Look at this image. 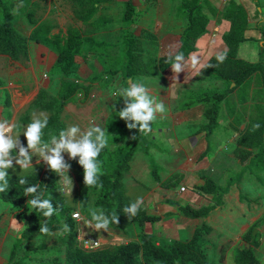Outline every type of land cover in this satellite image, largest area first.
Listing matches in <instances>:
<instances>
[{
  "label": "trees",
  "instance_id": "obj_1",
  "mask_svg": "<svg viewBox=\"0 0 264 264\" xmlns=\"http://www.w3.org/2000/svg\"><path fill=\"white\" fill-rule=\"evenodd\" d=\"M73 5L75 18L92 26L106 23V19L99 20L96 15L101 7L113 0H67ZM0 0V55L12 62H23L30 57L29 40H35L44 44L55 52L57 60L51 73L59 76L60 86L58 92L50 100L43 99V90L40 91L34 104L42 110L49 112L48 127L44 130L54 129L57 132L65 128L62 121V113L70 103H75L79 93L84 91L87 97L91 85L75 81L76 58L81 55H93L98 57L104 64L103 74L115 76L122 73L127 79L138 80L153 75L161 76L164 70L170 65L167 63V55L156 57L157 50L152 51V55L145 61L143 54L148 50L147 38L155 40L154 35L143 32L135 34L132 24L136 22L137 14L132 0L126 1L124 11V29L122 42L120 44L98 39L91 35H84L80 29L69 27L66 34H52V27L47 23L38 24L37 13L41 6L39 0ZM182 5L188 11V22L181 34V47L177 52H182L185 57L196 50V41L199 37L209 32L210 14H215L216 10L210 5L208 0H182ZM212 9L213 11L206 10ZM262 8H257L253 16L250 15L244 4L237 0H227L225 7L219 13V18L229 23V29L223 34L224 44L227 46V59L218 67L207 68L209 63L216 65L217 61L213 56L205 68L215 79L227 83L226 91L216 92L205 90L203 92H193L190 98L183 104L182 109L191 108L197 104L204 105V116L207 119V126L213 130L216 125L220 109L218 103H222L231 93L239 89L241 109H231L234 122L239 127L245 122L248 114V103L251 104V114L243 133L237 139L235 154L242 162H247L254 154V150L259 152L264 146V45L259 51V60L256 62L242 59L237 55L241 43L254 40L248 36L250 22L259 18L261 23L264 19ZM207 11V12H206ZM23 12L22 15L19 13ZM24 16L31 27H35L31 36L23 35L15 26L19 17ZM42 34L44 36H42ZM152 43V42H151ZM155 44V43H153ZM151 45V44H150ZM149 45V46H150ZM152 46V45H151ZM146 47V48H145ZM155 49V47H153ZM120 50V52L117 51ZM234 83L233 86H231ZM3 104L7 112L10 111L11 97L5 90ZM125 105H121L115 114L107 121L106 135L109 145L102 150L98 160L101 162L100 181L102 188H87L84 184V170L75 160V177L79 186L76 199L80 202L81 209L87 212V205L90 195L95 196L94 206L103 209L106 215L111 216L116 213L119 216V224L112 223L110 228L119 229L123 232L136 228L138 240L127 243H119L113 247H102L95 250H85L78 240V222L73 219L72 207L59 191L55 174L38 173L25 174L22 176L9 175V189L5 193H0V204L12 208L17 212V216L23 215L27 218V225L22 238L32 239L39 232L41 224L47 221V227L51 232L64 231V256L61 257L60 249L55 248L50 252L51 263L53 264H208L203 252V239L200 233L208 231V227L199 228L193 238L187 242L178 240H166L151 234L144 233L143 226L146 221L154 220L153 217L146 216L143 208L138 215L129 219L123 212L124 207L130 205L131 200L127 197L123 179L130 169V161L139 145L144 144L145 148L151 147V141L147 135L139 133L138 129L129 130L126 122L118 116V112ZM155 122L152 124L154 126ZM259 124V128H253ZM135 136V139L132 137ZM153 174L160 180L156 164H153ZM27 180V184H20L19 180ZM167 185L166 182L162 183ZM38 185V192L42 193V199H49L54 207L58 209L56 213L47 219L42 212L29 205L28 199L32 197L24 196V189L28 186ZM201 191L207 193L220 192L221 189L210 178H205V184ZM211 208L193 209L186 207L183 209L185 215L196 218L209 214ZM264 223V213L254 227ZM67 224L70 231H65L63 225ZM207 233V232H206ZM251 237L254 235L251 233ZM18 243V241H17ZM15 244L13 254H15L18 244ZM44 245L40 246L42 249ZM35 252H38L37 249ZM36 262H44L43 256L34 257ZM240 264H258V260L253 254L252 248L242 250L237 254Z\"/></svg>",
  "mask_w": 264,
  "mask_h": 264
},
{
  "label": "crops",
  "instance_id": "obj_2",
  "mask_svg": "<svg viewBox=\"0 0 264 264\" xmlns=\"http://www.w3.org/2000/svg\"><path fill=\"white\" fill-rule=\"evenodd\" d=\"M113 1L126 8L128 0ZM237 1L244 4L241 0ZM111 2L106 3L107 7L111 6ZM132 2L137 14L136 22L131 26L135 34L137 30L154 35V41L149 38L146 41L152 45L151 48L155 47L158 57L168 55L173 47L178 51L181 47V34L188 22V11L183 8L182 0ZM209 2L216 13L210 14L209 32L197 39L196 50L192 52L198 54L203 69L192 70L189 67L188 73L182 72L178 80H174L169 65L161 76L153 75L136 80L147 84L154 96L161 97L168 112L155 121L152 132L147 135L151 147L145 148L141 144L132 156L130 169L123 179L124 191L131 202L142 197L145 215L154 218L145 222L142 230L144 233L169 241L187 242L199 228L207 226V233L203 231L200 235L204 242L202 252L208 264H240L237 260L238 252L250 248L258 264H264V223L254 227L264 213V195L255 194L258 182L255 171L256 174L259 171L260 182L264 185V146L260 152L254 150L247 162H242L234 152L237 139L249 121L251 104L253 106L254 103H248L247 118L237 127L231 109L240 110L242 106L240 91L235 90L222 102L217 126L213 130H210V125L207 126L203 104L181 108V104L193 92H221L227 88L226 82L215 79L205 68L216 52L227 51L222 39L225 32L221 31L222 26L227 27L229 23L225 20L218 21L219 13L227 0ZM244 6L249 11L245 4ZM206 10L213 11L207 7ZM250 43L257 45L258 41L252 40ZM256 47L253 50L258 54L257 58L239 57L252 62L258 61L261 46L259 49ZM189 56L190 54L185 58L188 59ZM4 94L5 90L3 96ZM153 164H156L160 180L153 174ZM206 177L212 179L221 191H201ZM163 182L167 185H163ZM184 186L187 191L182 192L180 188ZM260 189H264V186ZM241 190L245 191L244 195ZM252 190L254 191L250 192ZM186 207H209L211 210L206 216L193 218L183 212ZM18 219L15 211L10 216H0V232L3 234L0 236V264H11L8 257L13 254L17 238L22 236L26 227V221L20 223ZM131 230L135 232L131 241L138 240L137 229Z\"/></svg>",
  "mask_w": 264,
  "mask_h": 264
},
{
  "label": "rangeland",
  "instance_id": "obj_3",
  "mask_svg": "<svg viewBox=\"0 0 264 264\" xmlns=\"http://www.w3.org/2000/svg\"><path fill=\"white\" fill-rule=\"evenodd\" d=\"M19 1L21 2L20 4H23V0ZM39 1L41 6L37 13L38 24L47 23L51 25L52 34H66L69 27H76L80 29L84 35H91L100 40L104 39L118 44L122 42L124 29L127 25L123 16L125 8L122 4L120 5L119 2H111L112 4L110 7H107L106 4L103 5L96 16L100 17L99 20L106 19V23L92 26L89 23H84L75 18L73 5L68 3L67 0ZM219 1L221 2L222 0ZM241 1L248 7L251 16L255 14L257 8H262V11L264 12V0ZM224 5H226V3ZM19 14L22 15L23 12ZM261 19V23H258V17L251 21L250 29L248 31V36H251L255 41H258L257 45L254 43L251 44L250 41L252 40L241 43L237 52L238 56H247V58L250 59L257 58L258 54L255 53L253 49L256 46V48L259 49L260 46L264 45V19ZM221 21L222 19L219 18V22ZM16 27L27 37H30L34 29V27H31L28 24L27 19L24 16L18 18L16 21ZM228 29L229 24L227 27L225 25L222 26L221 33L227 32ZM142 33V31L138 32L136 30V34L141 35ZM42 36L44 35L42 34ZM151 47L152 46H149V49L144 51L143 59L145 61L152 55V51L155 50ZM248 48L250 49L248 50ZM117 51L120 52L119 49H117ZM154 56L157 57L158 54L156 53ZM56 59L57 57L53 51L34 40H31L30 57L28 60L23 62H12L0 55V119L9 120L17 125L13 135L14 137H20V141L25 147H27V139L23 135V131L25 130V127L32 122L33 114L35 113L37 116H40V114L43 113L47 117L49 116V112L42 110L34 104L35 99L41 90H43L44 100H50L58 92L60 78L59 76L51 73ZM104 68L105 66L103 62L98 57L93 55H81L76 58V77L74 80L80 83L85 82L87 85H91L92 87L90 88L87 97H85L83 91L78 94L75 103H70L65 107V110L62 113V121L65 123L64 129L72 125H78L82 131L93 125H98L102 129H106L107 121L115 114L118 107L124 105L123 98H119L112 93L115 92L117 87H127L130 78L127 79L121 72L117 73L115 76L103 74ZM3 90H8L11 97L12 104L9 112H7L3 106ZM218 104V108L221 109L222 103ZM44 132L45 140L50 139V132L57 135L59 133L54 129H49ZM64 156L65 160L71 164L69 176L73 181V191L68 192L64 195V197L72 207V214L78 211L81 214V217L83 215L84 218L90 220V209L97 208L93 204L95 196L93 194L90 195L87 212L84 213L81 209L80 202L76 199L79 186L75 177V160L70 159L67 153H65ZM36 161L37 157H33L32 163L34 168L26 170H22L19 165H15L14 162V169L8 170L9 175L22 176L25 174L38 173L43 176L45 174L54 173L43 161L39 164H37ZM55 176L60 189L61 184L58 182L60 177L56 174ZM255 176L258 179V182L255 185V194L264 195V189H260L264 185L260 182L259 171H257V174L255 171ZM253 191L254 190L250 192ZM241 193L244 195L245 191L241 190ZM249 195L250 193H248V197L251 199L252 197ZM12 214H14V210L12 208L0 204V216H10ZM83 217L81 219L82 221L80 222V226L78 227L79 238L83 237L85 232L88 233L89 236L92 235L93 237H96L95 235H97L99 237L98 241L101 245L99 248L113 247L119 243H127L135 237V232L133 230L123 232L119 229L110 228L108 232H104L103 230L95 232L91 228L84 225ZM18 220L20 223H24L26 221L27 225V218L25 215L22 214ZM79 229L81 233H79ZM51 233L52 235L35 234L32 239H23L22 236L17 238L18 248L12 257H10V255L8 257L10 258L9 260L11 261V264H53L51 263V257L53 255L51 256L50 252L55 248L60 249L59 254L63 257L65 254L63 240L65 236L64 231L58 230ZM2 235V232H0V236ZM41 245H44L42 249H40ZM80 245L82 246V243H80ZM36 249L38 252H35ZM38 256L44 257L43 263L35 261L34 257Z\"/></svg>",
  "mask_w": 264,
  "mask_h": 264
},
{
  "label": "clouds",
  "instance_id": "obj_4",
  "mask_svg": "<svg viewBox=\"0 0 264 264\" xmlns=\"http://www.w3.org/2000/svg\"><path fill=\"white\" fill-rule=\"evenodd\" d=\"M216 65L209 63L207 68L218 67L227 59L226 50L216 52ZM167 63H170L171 71L174 74L173 79L178 80L179 74L187 72L189 67L192 70H202L201 59L197 53L190 54L186 59L182 52L175 51L174 47L168 52ZM186 78V77H185ZM113 95L122 97L124 107L118 112L120 119L126 122L129 130L138 129L140 134L148 135L152 132V124L158 119L163 118L168 108L164 100L157 98L152 94L149 86L143 82L135 80L129 81L127 87H117ZM17 125L6 119H0V193H5L9 189V169H14L19 165L22 170L34 168L33 157H37L36 163L43 161L48 168L60 177L59 181L61 193L73 191V181L69 176L71 164L65 160L64 154L67 153L69 158L76 160L84 170V184L87 188H102L100 181L101 162L98 160L102 150L109 145L106 131L98 125H93L82 131L78 125L69 126L59 131L58 135L49 133V140H45L44 130L48 127V117L43 113L40 116L33 114L32 122L29 123L23 135L27 139L25 147L20 137H14L13 133ZM260 126H253L254 130ZM136 137L133 136L132 139ZM20 184H27V180L20 179ZM38 185L28 186L24 189V196L32 197L28 199V204L32 208L42 212L43 216L50 219L58 211L49 199H42V193L38 192ZM183 190V189H181ZM144 206L142 197H138L130 205L124 207L123 212L131 219L138 215ZM91 219L84 218L83 223L95 232H108L110 224H119V216L112 213L106 215L103 209L91 208ZM73 219H81L80 213L74 212ZM65 231H70L67 224L63 225ZM39 232L44 235H52L47 227V221L41 224ZM98 246V242H97Z\"/></svg>",
  "mask_w": 264,
  "mask_h": 264
},
{
  "label": "built area",
  "instance_id": "obj_5",
  "mask_svg": "<svg viewBox=\"0 0 264 264\" xmlns=\"http://www.w3.org/2000/svg\"><path fill=\"white\" fill-rule=\"evenodd\" d=\"M181 189H183V190H181ZM180 190L182 192H185V191H187V187L186 186L181 187ZM67 193L68 192H65V193H62V194L66 195ZM80 216H81V214H80ZM82 217H83V215H82ZM82 217H81V219H82ZM81 219L76 220L78 222V227L80 226V222L82 221ZM79 233H81L80 229H79ZM78 240H79L80 243H82V247L84 249L95 250V249H98L101 246L99 241H98L99 240L98 238L93 237L92 235L89 236L88 233H86V232L84 233V236L81 237V238H79V234H78ZM97 242H98V246H97Z\"/></svg>",
  "mask_w": 264,
  "mask_h": 264
},
{
  "label": "water",
  "instance_id": "obj_6",
  "mask_svg": "<svg viewBox=\"0 0 264 264\" xmlns=\"http://www.w3.org/2000/svg\"><path fill=\"white\" fill-rule=\"evenodd\" d=\"M129 81H132V79H129ZM233 85H234V83H233ZM233 85H232V86H233Z\"/></svg>",
  "mask_w": 264,
  "mask_h": 264
}]
</instances>
